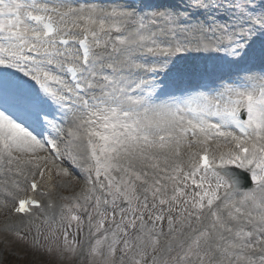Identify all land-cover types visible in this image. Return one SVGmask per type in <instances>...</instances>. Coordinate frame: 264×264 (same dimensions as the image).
I'll list each match as a JSON object with an SVG mask.
<instances>
[{"label":"snow or ice","instance_id":"1","mask_svg":"<svg viewBox=\"0 0 264 264\" xmlns=\"http://www.w3.org/2000/svg\"><path fill=\"white\" fill-rule=\"evenodd\" d=\"M0 208L30 264H264V0H0Z\"/></svg>","mask_w":264,"mask_h":264},{"label":"rangeland","instance_id":"2","mask_svg":"<svg viewBox=\"0 0 264 264\" xmlns=\"http://www.w3.org/2000/svg\"><path fill=\"white\" fill-rule=\"evenodd\" d=\"M7 211L9 212V210L6 209L0 211V218H4ZM37 225L43 227L42 223H32L28 227L27 235L29 239L35 235ZM77 238L82 239L83 234ZM32 259L33 256L28 250L27 246L16 242L13 236L8 231H6V228L0 224V264H30Z\"/></svg>","mask_w":264,"mask_h":264},{"label":"bare ground","instance_id":"3","mask_svg":"<svg viewBox=\"0 0 264 264\" xmlns=\"http://www.w3.org/2000/svg\"><path fill=\"white\" fill-rule=\"evenodd\" d=\"M3 210V208H0V211Z\"/></svg>","mask_w":264,"mask_h":264}]
</instances>
